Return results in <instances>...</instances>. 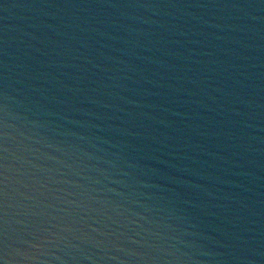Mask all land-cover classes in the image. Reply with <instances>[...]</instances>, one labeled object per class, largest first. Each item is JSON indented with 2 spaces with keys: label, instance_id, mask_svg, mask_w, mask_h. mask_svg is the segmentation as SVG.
<instances>
[{
  "label": "water",
  "instance_id": "1",
  "mask_svg": "<svg viewBox=\"0 0 264 264\" xmlns=\"http://www.w3.org/2000/svg\"><path fill=\"white\" fill-rule=\"evenodd\" d=\"M0 264H264V0H0Z\"/></svg>",
  "mask_w": 264,
  "mask_h": 264
}]
</instances>
